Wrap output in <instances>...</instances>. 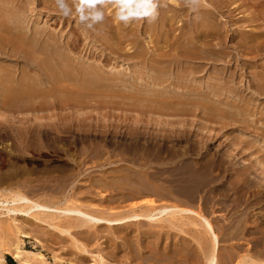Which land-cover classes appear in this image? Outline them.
<instances>
[{
    "label": "bare ground",
    "instance_id": "bare-ground-1",
    "mask_svg": "<svg viewBox=\"0 0 264 264\" xmlns=\"http://www.w3.org/2000/svg\"><path fill=\"white\" fill-rule=\"evenodd\" d=\"M157 5L124 23L109 4L88 29L55 0H0V204L61 236L108 230L136 264H264V0ZM192 121L230 144L198 155ZM36 155L55 165L33 177ZM6 228L0 264H49Z\"/></svg>",
    "mask_w": 264,
    "mask_h": 264
},
{
    "label": "rangeland",
    "instance_id": "rangeland-1",
    "mask_svg": "<svg viewBox=\"0 0 264 264\" xmlns=\"http://www.w3.org/2000/svg\"><path fill=\"white\" fill-rule=\"evenodd\" d=\"M247 3L252 7V2L247 1ZM230 12L224 11L219 15L220 17V24L223 28L228 27V35L233 36V29L230 28ZM72 20L76 19L75 15L71 16ZM76 21V20H75ZM227 33V32H226ZM237 56L239 54L235 52ZM242 55V54H240ZM257 62L261 63L264 66V54L257 58ZM192 118V117H191ZM199 119V118H197ZM191 127H188L187 129L192 133V136L190 139H192L193 142L198 140V150H200V153H209L207 151L205 145L208 143L209 149L214 148V150H218L222 147L228 146L230 144V140H227L225 137V131H219V127H216V131L212 132V137H203L201 136H195V130L199 127L198 121H192L190 122ZM153 127L151 132H155L154 134L157 136L158 140H164L163 134L161 133L162 130L160 128L151 125ZM212 127V126H210ZM221 145H223L221 147ZM264 145V144H263ZM185 144H182L181 147L183 148ZM187 147V146H186ZM7 149L6 146H4V149ZM8 153L9 150H6ZM213 154V153H212ZM245 155L244 152H242V155ZM240 154V156L243 158ZM31 158V157H30ZM198 158V157H196ZM211 158H214L211 156ZM195 159V158H194ZM57 164V163H56ZM54 159L51 157H40V156H34L31 163H21L20 166L24 167L29 172H32L34 174L33 177L38 175V172L43 171V169L47 166H54ZM248 169H251L250 165H246ZM231 170H228L227 166L222 169V176L220 177V182L222 183H231L234 175L236 172H230ZM251 180H253V177H251ZM1 191V190H0ZM248 197H250V201H254L255 198L252 197V195L248 194ZM256 204H258L257 201H255ZM264 207V205H258L254 208L257 212L261 210V208ZM9 208H11L9 206ZM7 208L3 207L2 204H0V244L2 243L3 239H9L11 242H14V239L10 237L8 234V230L6 228L7 223L10 220H17V227L22 228V232H25L28 237L25 239L23 238L24 245L23 248L25 251L32 252L35 254H41L43 255L49 264H99L97 261L99 260L98 257L102 256L105 260L106 264H136L135 262H131L129 260V256L126 254L125 248H123L121 241H117L118 235H113L108 230H99L98 231V237L92 242H88L86 239V232L82 233H76L73 232L71 236L65 235L61 236L58 231L50 227L49 225L39 222L38 220L33 219L32 217L22 215V214H14V213H8L6 210ZM264 214V213H263ZM253 218V220H251ZM258 217L256 215H253L251 213L249 226L252 224V226H256L258 230L261 228L258 227V222L256 221ZM263 221V219H262ZM259 223H261L259 221ZM134 233L136 234V229L134 230ZM116 237V238H114ZM116 240L118 243V247L115 250L109 249V243L108 239ZM119 238V237H118ZM77 244V245H76ZM78 246L80 248H84V252H80L78 249ZM4 258L7 259L9 263L18 264V262L12 258V256L8 255L7 253L4 254ZM57 258V259H56ZM10 260L12 262H10Z\"/></svg>",
    "mask_w": 264,
    "mask_h": 264
},
{
    "label": "clouds",
    "instance_id": "clouds-1",
    "mask_svg": "<svg viewBox=\"0 0 264 264\" xmlns=\"http://www.w3.org/2000/svg\"><path fill=\"white\" fill-rule=\"evenodd\" d=\"M200 0H185L186 5H198ZM59 12L65 16L75 15L78 22L88 29H92L104 19L103 8L111 5L116 9L115 19L127 23L134 19H148L150 22L156 19L157 0H74V9L69 7L67 0H55ZM140 5L141 12H133L129 9Z\"/></svg>",
    "mask_w": 264,
    "mask_h": 264
},
{
    "label": "trees",
    "instance_id": "trees-1",
    "mask_svg": "<svg viewBox=\"0 0 264 264\" xmlns=\"http://www.w3.org/2000/svg\"><path fill=\"white\" fill-rule=\"evenodd\" d=\"M10 262H12V261L10 260ZM9 264H13V263H9Z\"/></svg>",
    "mask_w": 264,
    "mask_h": 264
}]
</instances>
